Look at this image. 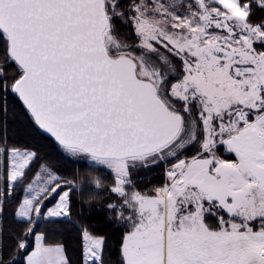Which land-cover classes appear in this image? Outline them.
I'll use <instances>...</instances> for the list:
<instances>
[{
    "label": "snow or ice",
    "instance_id": "snow-or-ice-1",
    "mask_svg": "<svg viewBox=\"0 0 264 264\" xmlns=\"http://www.w3.org/2000/svg\"><path fill=\"white\" fill-rule=\"evenodd\" d=\"M258 11L264 0H0V264L6 233L26 264H72L35 227L71 215L77 183L43 163L28 176L39 155L8 139L9 92L63 152L110 172L85 183L108 193L120 264H264ZM161 167L162 184L140 188ZM79 234L80 264H108L106 235Z\"/></svg>",
    "mask_w": 264,
    "mask_h": 264
},
{
    "label": "trees",
    "instance_id": "trees-1",
    "mask_svg": "<svg viewBox=\"0 0 264 264\" xmlns=\"http://www.w3.org/2000/svg\"><path fill=\"white\" fill-rule=\"evenodd\" d=\"M264 15L259 11L256 13L257 17ZM14 67V66H13ZM7 133L10 142L16 143L18 146H27L38 152L39 159L32 166V171L28 173L31 177L39 164H47L55 172L62 177L69 179H76V188L72 195L71 215L67 220H56L55 223L50 220H40L35 232H44L48 239L59 240L65 244L66 253L72 264H80L81 258V239L79 228L81 225L95 228L100 234H104L108 240L106 248L105 259L108 264H120V243L123 235L122 226L105 222L104 217L106 213L101 209L105 199L108 196L106 189H95L94 185L85 183V179L92 177H100L106 184L111 181V174L108 170H101L99 166H90L85 163H79L69 157L59 145L45 133H43L30 119L22 102L19 98L9 92L7 95ZM2 116V114H0ZM220 152L224 158H231L232 155L224 152L223 148ZM140 176L148 177L144 181H138L140 188L150 187L152 184H162L163 182V168H156L151 172H141ZM98 196L101 199L93 201L94 207L89 209L87 201L92 196ZM23 192L18 191L15 194V199L12 203L6 206L4 218L6 227L11 231L18 232L23 223L17 222L13 219V212L17 206L16 200L22 198ZM55 200L50 201L53 204ZM33 238L29 237V251L34 246ZM14 241L5 236L4 255L11 262V264H26L25 259L27 253L23 250H13Z\"/></svg>",
    "mask_w": 264,
    "mask_h": 264
},
{
    "label": "rangeland",
    "instance_id": "rangeland-1",
    "mask_svg": "<svg viewBox=\"0 0 264 264\" xmlns=\"http://www.w3.org/2000/svg\"><path fill=\"white\" fill-rule=\"evenodd\" d=\"M67 154V153H66ZM227 154H229V155H232V154H230V153H227ZM69 157H71L73 160H75V161H77V162H79V163H85V164H88V165H90V166H95V165H93L92 164V162L91 161H89L87 158H85V157H73V156H70L69 154H67ZM55 203V202H54ZM54 203L53 204H51L50 202H47V207H52L53 205H54ZM45 211H46V209H45ZM67 219H69V217H65V218H56V220H67ZM40 220H46V221H48L49 219L48 218H44V217H41L40 219H39V221ZM38 221V222H39ZM37 222V223H38Z\"/></svg>",
    "mask_w": 264,
    "mask_h": 264
},
{
    "label": "water",
    "instance_id": "water-1",
    "mask_svg": "<svg viewBox=\"0 0 264 264\" xmlns=\"http://www.w3.org/2000/svg\"><path fill=\"white\" fill-rule=\"evenodd\" d=\"M38 127V126H37ZM39 128V127H38ZM43 133H45L47 136H49V137H51L50 136V134H48V133H46V132H44L42 129H40ZM53 140H54V138L53 137H51ZM55 141V140H54ZM56 142V141H55ZM57 143V142H56Z\"/></svg>",
    "mask_w": 264,
    "mask_h": 264
},
{
    "label": "crops",
    "instance_id": "crops-1",
    "mask_svg": "<svg viewBox=\"0 0 264 264\" xmlns=\"http://www.w3.org/2000/svg\"><path fill=\"white\" fill-rule=\"evenodd\" d=\"M33 243H35V239L33 238ZM25 262H26V259H25Z\"/></svg>",
    "mask_w": 264,
    "mask_h": 264
}]
</instances>
